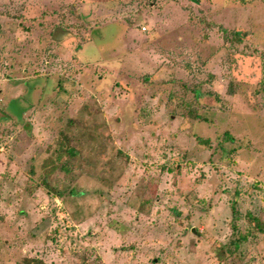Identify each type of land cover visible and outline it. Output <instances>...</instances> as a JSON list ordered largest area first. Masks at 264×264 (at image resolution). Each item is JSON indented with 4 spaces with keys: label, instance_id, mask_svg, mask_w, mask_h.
Returning a JSON list of instances; mask_svg holds the SVG:
<instances>
[{
    "label": "rangeland",
    "instance_id": "374dc122",
    "mask_svg": "<svg viewBox=\"0 0 264 264\" xmlns=\"http://www.w3.org/2000/svg\"><path fill=\"white\" fill-rule=\"evenodd\" d=\"M0 264H264V0H0Z\"/></svg>",
    "mask_w": 264,
    "mask_h": 264
}]
</instances>
